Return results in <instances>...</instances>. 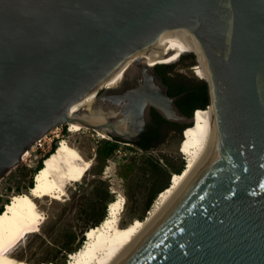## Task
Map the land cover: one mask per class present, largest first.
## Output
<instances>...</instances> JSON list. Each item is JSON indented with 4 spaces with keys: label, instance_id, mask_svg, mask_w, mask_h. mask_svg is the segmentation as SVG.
Returning a JSON list of instances; mask_svg holds the SVG:
<instances>
[{
    "label": "water",
    "instance_id": "1",
    "mask_svg": "<svg viewBox=\"0 0 264 264\" xmlns=\"http://www.w3.org/2000/svg\"><path fill=\"white\" fill-rule=\"evenodd\" d=\"M174 32L202 71L212 143L119 264H264V0H0V181L70 122L135 141L154 107L190 126L198 108L180 115L161 64L107 85Z\"/></svg>",
    "mask_w": 264,
    "mask_h": 264
},
{
    "label": "bare ground",
    "instance_id": "2",
    "mask_svg": "<svg viewBox=\"0 0 264 264\" xmlns=\"http://www.w3.org/2000/svg\"><path fill=\"white\" fill-rule=\"evenodd\" d=\"M189 50L188 43L178 33L164 34L157 39L146 55L132 58L107 85L118 84L128 72L135 69L136 62L140 67L174 63L181 54ZM93 101L92 94L75 104L72 110L77 111L82 106L90 107ZM68 126L70 131L83 128L75 122L68 123ZM99 133L103 137L106 136L101 131ZM182 135L180 152L184 155L185 167L182 172L173 174L170 185L159 193L155 208L148 216L145 219L134 218L121 227L119 221L125 203L123 196L118 195L108 203L107 214L101 223L87 229L82 245L69 254L66 264H119L126 257L145 234L149 225L168 208L189 182L194 169L206 158L213 137L210 110L196 109L193 113V123L185 127ZM91 165V159L85 158L78 148L71 145L67 139H60L55 151L44 160L43 167L34 174L33 186L26 192L12 195L0 212V264H32L17 259L19 257L13 256V250L27 235L39 231L45 220L46 216L37 200L47 196L62 200L69 185L83 179Z\"/></svg>",
    "mask_w": 264,
    "mask_h": 264
},
{
    "label": "rangeland",
    "instance_id": "3",
    "mask_svg": "<svg viewBox=\"0 0 264 264\" xmlns=\"http://www.w3.org/2000/svg\"><path fill=\"white\" fill-rule=\"evenodd\" d=\"M147 52L141 55H146ZM187 53L181 54L177 61L172 63L175 64L173 71L181 75L182 80H188L191 84L197 83L198 79L203 78V74L199 67L194 66L193 57ZM57 132L62 135L59 141L61 138L67 139L71 145L81 151L85 158L91 159L92 165L83 179L69 185L67 194L62 200H55L48 196L37 200L41 211L46 216L45 220L39 231L27 235L13 250V256L19 257L17 259L26 260L32 264L43 262L66 264L71 253L69 251L77 250L82 245L85 233L90 228L89 225L102 213L104 205H106L107 214L110 199L118 195L123 196L125 208L119 225L124 227L134 218L145 219L155 208L159 196L158 193L150 208L145 209L150 188L148 175L138 169L128 179L121 176L120 169L124 163H127L132 156H136L138 160L142 156V152H134L132 144L121 142L119 149L112 158L107 160L99 174L95 159L96 142L104 137L99 132L88 128L70 131L68 125H60ZM105 137L109 138L107 135ZM180 138L181 134L167 131L161 141L148 152L152 157L159 158L162 164L167 165L160 178L163 184L167 179L172 180L173 174L177 173L174 169L182 164L185 165L184 155L180 152L183 135L181 141ZM39 158H41L40 152L37 150L31 152V156L21 161L0 181V206H5L12 195L28 190L31 173L27 168L35 166ZM106 187L109 189V194L104 197Z\"/></svg>",
    "mask_w": 264,
    "mask_h": 264
},
{
    "label": "trees",
    "instance_id": "4",
    "mask_svg": "<svg viewBox=\"0 0 264 264\" xmlns=\"http://www.w3.org/2000/svg\"><path fill=\"white\" fill-rule=\"evenodd\" d=\"M173 65L174 64L172 63L161 64L158 67L161 70H167L168 68H171ZM172 95L179 96L177 100V104L180 106L182 111H185L189 115H192L195 108H206V105L208 103L205 87L202 83L199 82L192 83L190 85H180L172 92ZM163 120L164 119L160 116L159 122H162ZM66 125L67 124H65L64 126ZM155 132H158L156 127L152 128L149 131L151 135L148 137V142H143V143L139 142L133 145L135 150L134 152L136 151L142 152V156L140 157V159L138 160L136 156H132L130 160L127 163H124L120 169L121 176L125 179H128L129 176L138 169H141L144 174L148 175L147 180L149 181L150 188L145 202V209L147 210L150 208L157 194L160 193L163 189L167 188L171 183V180L169 181V179H167V181L163 184L161 183V179H160L162 172L166 170L167 165L162 164L159 158H154L152 157V155L148 154V152L151 151L158 143V142L151 143L152 138L158 137V141L160 140V137L162 138V136L158 135V133L156 134ZM120 144H121L120 142L106 137L96 142L95 159L98 165L97 173L100 174L102 172V169L106 164L107 160H109L114 156L116 151L119 149ZM57 146H58V141L56 140L53 142L51 150L48 151L45 155H43L41 158H39V161L35 166H32L31 168H27L31 173V179L28 183V189L33 186L34 174L43 167V160L47 158L51 153H53L57 148ZM184 167L185 165L182 164L179 168L174 170H176L177 173H180L183 171ZM108 194H109V189L106 187L104 189V197H106ZM111 200H113V198L110 199V201ZM3 208H4L3 205L0 206V212H2ZM105 216H106V205H104L102 209V213L98 215L89 226L91 227L98 225L99 223H101V221L104 219ZM74 250L75 249L69 252H72ZM56 264H61V263H56Z\"/></svg>",
    "mask_w": 264,
    "mask_h": 264
},
{
    "label": "flooded vegetation",
    "instance_id": "5",
    "mask_svg": "<svg viewBox=\"0 0 264 264\" xmlns=\"http://www.w3.org/2000/svg\"><path fill=\"white\" fill-rule=\"evenodd\" d=\"M148 53V52H147ZM175 64L171 67L168 68L167 70H161L158 66L156 67V71L162 76L164 84L167 87V93L170 95L171 92V97H175L178 95H172V92L180 85H190V81H186V80H182L181 79V75L175 73L174 70ZM125 78V76L123 77V79ZM122 80V79H121ZM179 96L177 97L175 103L177 105V108L180 112V115L184 116V117H188L190 116L188 113H186L185 111H182L180 106L177 104V100H178ZM162 117L164 120L162 122H159V117ZM187 125V122L185 120L179 121V120H174V119H166L164 118L161 113L154 107H150L149 112H148V120H147V124H146V130H144L142 133L139 134V137L137 140L135 141H127L124 140L123 138H120L118 136H112V135H108L110 139H114L118 142H122V143H130L132 145H135V143H139V142H148V137L151 135L149 133V131L152 128L157 129L158 132H155L156 134L158 133V135L160 136H164L165 132L170 131L171 132H176L178 135H180L182 132V129ZM161 137L160 140L158 141V137H153L151 140V143H156V142H160L161 141ZM39 159L36 160V164L38 163Z\"/></svg>",
    "mask_w": 264,
    "mask_h": 264
},
{
    "label": "built area",
    "instance_id": "6",
    "mask_svg": "<svg viewBox=\"0 0 264 264\" xmlns=\"http://www.w3.org/2000/svg\"><path fill=\"white\" fill-rule=\"evenodd\" d=\"M58 128H59V126L55 127L54 129L50 130L47 134L38 138L34 142V144L30 147V149L27 150V152H26L27 154L25 155L26 158L28 156H31V152L36 151V150L38 152H40L41 157L43 155H45L48 151H50L52 148L53 142L56 140L59 141L60 136H62V135H60V133L57 132ZM23 158H24V155H23ZM22 161H23V159H22Z\"/></svg>",
    "mask_w": 264,
    "mask_h": 264
}]
</instances>
